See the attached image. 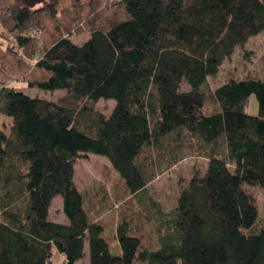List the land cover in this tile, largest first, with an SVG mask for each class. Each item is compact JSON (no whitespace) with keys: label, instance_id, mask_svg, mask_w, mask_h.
Instances as JSON below:
<instances>
[{"label":"trees","instance_id":"1","mask_svg":"<svg viewBox=\"0 0 264 264\" xmlns=\"http://www.w3.org/2000/svg\"><path fill=\"white\" fill-rule=\"evenodd\" d=\"M40 4L0 0V30L14 35L13 47L0 45V114L12 121L9 134L0 130V264H49L54 250L74 264L86 246L89 264H264V216L244 189L264 192V80L207 85L235 48L264 31V0ZM67 10L74 14L65 18ZM72 29L89 37L76 44ZM17 80L66 94L30 96L8 86ZM251 94L257 115L248 112ZM100 99L115 101L107 117L94 110ZM187 150L205 166L174 211L144 205L158 247L141 249L122 220L120 253H111L73 181L76 159L106 157L136 195ZM56 196L65 223L48 218Z\"/></svg>","mask_w":264,"mask_h":264},{"label":"rangeland","instance_id":"2","mask_svg":"<svg viewBox=\"0 0 264 264\" xmlns=\"http://www.w3.org/2000/svg\"><path fill=\"white\" fill-rule=\"evenodd\" d=\"M93 1L96 4L104 2V0ZM71 3L72 0H58L57 7L70 10ZM41 5L38 3L35 7ZM68 10L66 14L62 13L63 17L68 18L69 12L70 15L74 14ZM79 20H81L80 17ZM32 32L35 39L40 37L38 30ZM67 36L72 42L81 44L89 37V32L87 30L77 32L72 29ZM13 37V34L0 30V45L13 47ZM245 77H257L264 80V31L249 37L244 47L235 48L233 55L223 61L218 74L208 79V89L213 90L231 78L243 79ZM8 86L22 90L30 96H38L51 101H58L66 94L64 90L45 92L34 87L30 88L20 80L10 81ZM114 104L115 101L112 99H100L94 104V110L107 117ZM248 112L251 115H257L258 104H256L254 94L248 98ZM11 124V118L0 114V130L9 134ZM184 152V158L178 164L168 169L161 168L157 178L136 195H132L127 190L124 181L112 168L106 157L89 153L87 156L76 159L73 180L82 193L88 219L90 221L97 220L103 225L102 236L107 241L111 253L117 254L120 251L115 229L122 220L129 223L131 233L139 238L141 249L154 250L158 247L155 219L154 216L151 217L152 222L147 219L144 205L145 203L149 204L151 212L160 210L171 213L174 211L180 189L184 187L194 171H202L205 166V158L197 156L196 153L191 154L188 150ZM150 153L153 156L156 155L155 151ZM230 168L233 166L231 165ZM244 189L253 197L258 215L262 218L264 216V192L258 186L244 185ZM49 214V218L56 222H67L62 212V201L59 196L53 199ZM49 264H64L56 250L53 251ZM74 264H89L87 246L84 249V256ZM134 264L145 263L136 261Z\"/></svg>","mask_w":264,"mask_h":264},{"label":"water","instance_id":"3","mask_svg":"<svg viewBox=\"0 0 264 264\" xmlns=\"http://www.w3.org/2000/svg\"><path fill=\"white\" fill-rule=\"evenodd\" d=\"M26 6L33 7L34 5L41 3L45 0H21Z\"/></svg>","mask_w":264,"mask_h":264},{"label":"crops","instance_id":"4","mask_svg":"<svg viewBox=\"0 0 264 264\" xmlns=\"http://www.w3.org/2000/svg\"><path fill=\"white\" fill-rule=\"evenodd\" d=\"M74 181V180H73ZM75 183V182H74ZM76 185V184H75ZM77 187V186H76ZM79 190V189H78ZM80 191V190H79ZM80 193H81V191H80ZM82 194V193H81ZM51 207V206H50ZM83 207L85 208V205H84V202H83ZM50 210V209H49ZM86 210V209H85ZM49 212H48V218H49ZM50 220H52V218H49ZM52 221H54V220H52ZM91 221H95V222H97V220H91ZM56 222V221H55ZM61 223H65V222H61ZM101 224V223H100ZM102 225V224H101ZM103 226V225H102ZM103 232H104V228H103ZM120 253V251L117 253V254H119ZM61 256V255H60Z\"/></svg>","mask_w":264,"mask_h":264}]
</instances>
